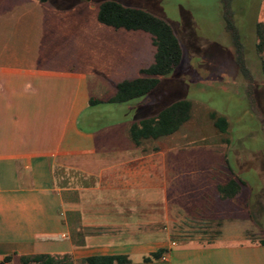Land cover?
<instances>
[{"label": "crops", "instance_id": "0c3cea01", "mask_svg": "<svg viewBox=\"0 0 264 264\" xmlns=\"http://www.w3.org/2000/svg\"><path fill=\"white\" fill-rule=\"evenodd\" d=\"M44 8L0 6V264L32 254H67L71 264L106 256L127 259L109 264H264L260 240L239 238L227 219L199 242L158 229L169 220L173 149L157 142L173 133L139 144L130 137L132 123L158 113L149 114L153 90L108 101L153 61L139 66L129 46L137 39L101 27L104 38L90 32L77 42L82 53L67 56L55 40V10ZM102 105H123L126 114L94 127Z\"/></svg>", "mask_w": 264, "mask_h": 264}, {"label": "rangeland", "instance_id": "374dc122", "mask_svg": "<svg viewBox=\"0 0 264 264\" xmlns=\"http://www.w3.org/2000/svg\"><path fill=\"white\" fill-rule=\"evenodd\" d=\"M102 1L0 0V6L44 4L45 14L54 9L55 19H59V38L54 39L67 56L82 53L77 42L90 32L94 38H104L96 36L101 27L104 35H116L126 42L127 38L137 39L133 45L129 41L135 48V61L139 66L149 65L154 50L151 36L101 26L96 14ZM114 1L167 21L183 51L179 65L161 77L148 96L152 103L149 114L179 99L192 104L190 119L165 142H157L158 147L167 143L173 149L169 220L167 225L157 223L158 229L167 226L172 241L199 242L212 239L219 225L227 221L239 238L251 242L264 239V51L256 50L257 25L264 22V0ZM12 13L17 12L7 14ZM98 111L94 127L126 114L123 105H102ZM211 113L225 117L224 132L215 127ZM171 153H167L168 158ZM230 178H240L244 184L234 198L222 200L214 185Z\"/></svg>", "mask_w": 264, "mask_h": 264}, {"label": "trees", "instance_id": "16d2710c", "mask_svg": "<svg viewBox=\"0 0 264 264\" xmlns=\"http://www.w3.org/2000/svg\"><path fill=\"white\" fill-rule=\"evenodd\" d=\"M37 1L45 3L47 0ZM97 20L116 29L123 28L146 32L151 36L152 44L155 47L153 62L140 70V77L119 82L116 85L115 93L108 99L109 102L122 103L150 93L156 88L161 77L169 75L179 65L183 54L182 46L171 25L164 19L136 6H128L114 0H104L98 6ZM228 28L232 30L229 23ZM256 33V50L258 53H262L264 51V22L257 25ZM236 41L237 46H240L237 37ZM190 116L191 102L187 99L176 100L156 115L132 123L129 128L130 137L135 144H139L148 138L172 134ZM210 117L220 131L226 130L225 117L215 116V113H211ZM241 184L244 182L240 178H230L226 183L219 184L217 191L223 199H232L240 192ZM249 216L253 219L251 211ZM260 243L264 245V239L260 240ZM159 255V251L152 253L153 257H159ZM10 259V256H5L2 264L9 262ZM18 260L19 264H71L67 254L62 256L51 254L20 255ZM85 261L88 264H109L114 261L124 263L127 262V259L123 256H106L87 258Z\"/></svg>", "mask_w": 264, "mask_h": 264}]
</instances>
